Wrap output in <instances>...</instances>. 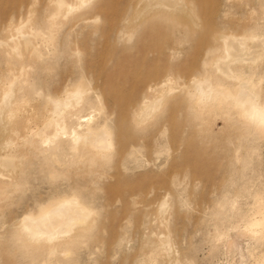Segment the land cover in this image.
Segmentation results:
<instances>
[{
    "label": "rangeland",
    "instance_id": "obj_1",
    "mask_svg": "<svg viewBox=\"0 0 264 264\" xmlns=\"http://www.w3.org/2000/svg\"><path fill=\"white\" fill-rule=\"evenodd\" d=\"M133 2L92 0L87 9L59 19L51 30L46 19L54 13L56 0H0V75L21 69L20 60L5 53L22 41L18 30L24 36L38 30L42 36L33 37L32 47L40 48L43 57L31 66L32 51L24 57L34 87L53 95L81 83L89 88L92 101L97 96L104 99L110 114L115 109L110 98L114 93L122 102L133 103L140 93L129 77L125 81L129 73L122 62L130 51L123 52L116 38ZM194 2L197 9H213L212 29L239 35L245 32L243 24L251 20L254 34L264 38V0ZM28 20H35L34 24ZM155 25L150 28L156 40L176 42L180 68L199 61L198 38L189 41L184 32ZM50 34L54 40L48 44ZM236 69L264 87V61ZM177 103L164 112L161 122L168 130L159 146L163 149L175 139L179 147L174 156L151 158L152 148L147 147L124 165L114 156L90 171L78 165L67 137L37 148L35 135L44 128L43 120L38 111L27 112L24 118L29 129L18 146L21 167L0 177L5 183L0 184V264H172L176 258L179 264H264V133L249 127L237 114L222 119L198 114L185 101ZM98 119L101 124L105 118L99 115ZM107 123L116 136H147L150 146L152 134L159 129L153 126L138 133L122 122L117 111ZM26 138L31 142L22 144ZM71 198L96 215L93 230L56 251L20 244L15 227L23 218L37 215L51 202ZM163 203L168 210L161 213ZM165 238L172 241V262L157 248V242Z\"/></svg>",
    "mask_w": 264,
    "mask_h": 264
},
{
    "label": "bare ground",
    "instance_id": "obj_2",
    "mask_svg": "<svg viewBox=\"0 0 264 264\" xmlns=\"http://www.w3.org/2000/svg\"><path fill=\"white\" fill-rule=\"evenodd\" d=\"M74 1L75 3H68L67 0H56L54 13L50 19H46L51 30L59 19L66 20L84 10L92 0ZM212 14V8L197 9L194 0H134L130 14L117 29L116 38L122 43L123 52L130 51L129 56L122 61L127 66L126 74L129 73L125 75V81L129 77L131 86L140 94L131 104L122 102L116 93L110 95L115 106L111 114L104 99L97 96V100L92 101L89 88L81 83L67 86L53 95L34 87L24 57L28 51H32V55L28 57L29 66L36 65L41 60L43 56L40 48H33L32 42L33 37L39 38L42 35L37 30L31 32L32 36H24L23 31L18 28L17 33L21 34L22 41L6 48L5 53L19 59L21 69H9L7 73L0 75V177L19 170V139L29 129L24 116L30 110L38 111L43 120L44 128L35 135L37 148L58 137H67L70 153L77 156L78 165L84 164L89 171L98 164L106 165L114 156H118L124 165L147 147L152 148L151 158L154 155L158 159L166 154L174 156L179 147L175 139L163 149L159 146L168 130V125L161 122L164 112L170 104L176 106L178 100L185 101L189 109L201 115L215 114L222 119H230L237 114L249 127L264 133V87L259 82L255 84L248 80L236 69L257 66L264 61V38H257L254 34L251 20L243 24V34L214 30L210 26ZM28 21L33 25L35 20ZM161 24L184 32L189 41L198 38L200 59L197 63L192 62L185 69L180 68L176 42L164 43L153 36L155 30L150 27ZM53 36L50 34L46 37L47 41L46 38L43 40L48 44L53 43ZM132 43L133 46L129 45ZM178 43L182 44L183 39ZM114 111H117L123 123L138 133L159 126L152 134V145L147 144V136L143 134L124 138L118 133L116 136L107 123ZM99 115L105 118L101 124ZM30 142L26 138L22 144ZM0 184L5 183L0 180ZM161 206L163 208L159 211L164 213L167 204L163 203ZM95 216L75 198L58 200L41 208L37 215L23 218L19 227H15L18 228L17 238L24 248L56 251L58 246L74 244L93 230L97 224ZM170 239L158 241L157 248L172 262L174 258ZM176 259L172 264H179Z\"/></svg>",
    "mask_w": 264,
    "mask_h": 264
}]
</instances>
